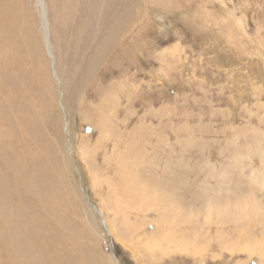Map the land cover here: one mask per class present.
I'll use <instances>...</instances> for the list:
<instances>
[{"label": "rangeland", "instance_id": "374dc122", "mask_svg": "<svg viewBox=\"0 0 264 264\" xmlns=\"http://www.w3.org/2000/svg\"><path fill=\"white\" fill-rule=\"evenodd\" d=\"M4 2L0 264H264V0H132L90 75L111 6L42 0L53 57L39 0Z\"/></svg>", "mask_w": 264, "mask_h": 264}, {"label": "bare ground", "instance_id": "6f19581e", "mask_svg": "<svg viewBox=\"0 0 264 264\" xmlns=\"http://www.w3.org/2000/svg\"><path fill=\"white\" fill-rule=\"evenodd\" d=\"M5 0H0V9H5L8 5H7V3H6V7L5 8H3L4 6H1V5H4L5 4V2H4ZM41 1L42 0H39V2H40V4L42 5V3H41ZM74 1V0H73ZM91 1V0H90ZM92 1H95V0H92ZM96 1H102V3H104L105 5H106V7H107V9H108V7L109 6H111L112 7V10H113V12L111 13V15H112V17L111 18H108V20H104L102 23H101V25H102V27H103V40H101L100 38H99V34H98V38L102 41V42H100V44L98 45V43H97V45H96V41H98L97 39L98 38H96L94 35V37L96 38V39H94L95 41V47L92 49V51H91V53L90 54H92V52H93V56L91 57V55H90V58H88V61L87 62H84L83 61V63L81 62L80 63V65H82V67H86L87 68V75H90L91 74V71H90V68L91 67H93V65L96 63V60L98 59V57L99 56H103L104 54L103 53H107V51L108 50H111V49H117V47H118V43L120 44V43H122V44H124V43H126L127 42V40H128V35L130 34V31H131V19H130V14H132L131 13V11H130V4L132 3V0H96ZM75 3H77V2H75ZM87 3V2H86ZM95 3V2H94ZM97 3V2H96ZM79 4V3H78ZM89 4V3H88ZM87 4V5H88ZM93 4V3H92ZM91 4V5H92ZM104 4H103V6H104ZM77 5V4H76ZM86 5V6H87ZM94 5V4H93ZM97 4H95V6H96ZM99 5V4H98ZM89 6V5H88ZM102 6V7H103ZM74 7H75V5H74ZM93 7V6H92ZM92 7H91V9H92ZM106 7H104V9L106 8ZM82 8V7H81ZM87 8V7H86ZM95 8V7H94ZM93 8V9H94ZM100 8L101 7H99V11H100ZM110 8V7H109ZM88 9V8H87ZM92 9V10H93ZM106 9V10H107ZM42 10H43V12H44V16H46V11H45V8H44V5H43V8H42ZM78 9H76V11H77ZM109 10V9H108ZM91 11V10H90ZM102 11H103V9H102ZM109 11H111V9L109 10ZM3 12H4V10H3ZM2 12V13H3ZM78 12V11H77ZM80 12V11H79ZM87 12H88V10H87ZM104 12H105V10H104ZM106 13H108V12H106ZM59 14V13H58ZM100 14V13H99ZM98 14V15H99ZM101 14H104L103 12H101ZM121 14V15H120ZM108 15V14H107ZM106 15V16H107ZM0 16H1V12H0ZM95 16H96V14H95ZM98 17V16H97ZM105 16L103 15V18H104ZM47 18V17H46ZM89 18V17H88ZM87 18V20H89ZM101 19V18H100ZM99 19V20H100ZM92 20V19H91ZM101 20H103V19H101ZM46 21V24L48 23L47 22V19L45 20ZM45 21H43V29H44V34H45V40H46V45H47V48H48V53L49 54H51L52 53V51H51V44H49V41H48V29L46 28V25H45ZM80 21V20H79ZM88 22V21H87ZM92 23V22H91ZM94 23V22H93ZM57 24V23H56ZM87 25H88V23H87ZM87 25H85V26H87ZM59 26V25H58ZM89 26V25H88ZM61 27V26H60ZM59 27V28H60ZM93 27H94V25H93ZM93 27H90V30H91V28L93 29ZM83 28V27H82ZM87 28H89V27H87ZM99 28H101V27H99ZM98 28V29H99ZM76 29H77V27H76ZM81 29V28H80ZM86 29V28H85ZM60 30V29H59ZM79 30V29H78ZM87 30V29H86ZM56 31V30H55ZM73 32V31H72ZM84 32H85V30H84ZM92 33V32H91ZM94 33V32H93ZM97 34V33H96ZM74 35V34H73ZM85 35L86 34H84V37H85ZM60 36V35H59ZM62 36V35H61ZM81 36V35H80ZM89 36H90V34H89ZM100 36H101V33H100ZM54 37V36H53ZM82 37V36H81ZM86 38H89V37H87L86 36ZM85 38V39H86ZM74 39V38H73ZM84 39V38H83ZM84 39V40H85ZM72 41V40H71ZM81 41V40H80ZM86 41V40H85ZM91 41H92V39H91ZM88 42V41H87ZM86 42V43H87ZM90 42V41H89ZM69 43V42H68ZM92 43V42H91ZM5 44H7V41H5L4 39H3V37H2V35L0 34V69L2 70V66H4V64H1V63H3V59H4V52H3V48H5ZM73 44V43H72ZM69 45V44H68ZM83 45V44H82ZM85 46L86 45H83V48H85ZM70 47V46H69ZM81 47V46H80ZM87 47V46H86ZM64 48V47H63ZM82 48V49H83ZM59 49V48H58ZM74 49V48H73ZM76 49V48H75ZM78 49V48H77ZM86 50V49H85ZM89 50V49H88ZM87 50V51H88ZM60 51V50H59ZM75 51V50H74ZM78 51H79V49H78ZM3 52V53H2ZM56 52H58V51H56ZM64 52V51H63ZM85 53V52H84ZM70 54V53H69ZM81 54H83L82 52H81ZM52 56H53V54H51ZM50 55V56H51ZM59 55H60V53H59ZM75 55H76V53H75ZM58 56V55H57ZM6 57V56H5ZM54 57V56H53ZM68 57V56H67ZM70 58V57H69ZM83 58V57H82ZM62 59V58H61ZM65 59V58H64ZM68 59V58H67ZM4 60H6V58L4 59ZM6 62V61H5ZM62 62V61H61ZM64 62V61H63ZM68 63V62H67ZM7 64V63H6ZM79 65V64H78ZM62 66V65H61ZM68 66V65H67ZM7 67V66H6ZM3 68H5V67H3ZM67 68V67H66ZM65 68V69H66ZM78 68V67H77ZM77 68H74L73 67V65H72V63H70V65H69V67H68V71H67V76L65 77L66 78V81L68 80V83H69V85H71V86H73V87H75V85L73 84L74 82H73V80H72V77H75L76 75L74 74V72L73 71H75ZM5 70V69H4ZM83 70V69H82ZM3 71V70H2ZM6 71V70H5ZM5 71H3V73L4 74H6L7 75V73H5ZM65 71V70H64ZM78 71V70H77ZM54 72V71H53ZM65 73V72H64ZM84 73V72H83ZM78 74V73H77ZM64 75V74H63ZM75 75V76H74ZM65 80V79H64ZM76 80H78L77 78H76ZM80 84V83H79ZM68 85V84H67ZM8 87V86H7ZM12 88V87H11ZM66 88H68V87H66ZM77 88V87H76ZM128 88L130 89V83L128 82ZM7 89V88H6ZM13 89V88H12ZM11 89V90H12ZM69 89V88H68ZM76 90V89H75ZM125 90V89H124ZM69 91V90H68ZM4 93H5V91H3ZM70 92V91H69ZM106 92V94L107 95H105V97L106 96H114V101H113V103H116V98L117 97H119L120 95H121V93H120V88H119V85L117 86V83H114V86L113 87H111L110 89H107V91H105ZM71 93V92H70ZM75 94V93H74ZM126 94H128V93H126ZM8 95V94H7ZM71 95V94H70ZM4 96V95H3ZM9 96V95H8ZM7 96V97H8ZM12 96V95H11ZM10 97V96H9ZM129 96H127L126 95V97L125 98H127V101H129V98H128ZM4 98V97H3ZM6 99V98H5ZM11 100V99H10ZM18 101V100H17ZM2 102V101H1ZM3 104V103H2ZM16 105V104H15ZM14 105V106H15ZM113 105V104H112ZM111 105V106H112ZM1 106V105H0ZM17 106V105H16ZM19 107V106H18ZM115 107H117L116 105H115ZM1 108V107H0ZM2 108H3V106H2ZM4 108H6V107H4ZM1 110V109H0ZM6 109H3V111H5ZM11 110V109H10ZM2 111V110H1ZM117 111V110H116ZM7 112H8V109H7ZM7 112L5 113H3V114H7ZM12 112H13V110H12ZM17 113V112H16ZM12 114V113H11ZM20 114H22V113H20ZM114 114H115V112H114ZM9 115V114H8ZM14 115V114H13ZM17 115V114H16ZM23 115V114H22ZM21 115V116H22ZM3 116H5V115H3ZM119 116V115H118ZM24 117V116H23ZM22 117V118H23ZM117 117V116H116ZM4 118H6V117H4ZM26 118V117H25ZM25 118H23V121H25L24 119ZM14 119V118H13ZM4 119H2V121H3ZM7 120V119H6ZM9 120V119H8ZM10 120H11V118H10ZM9 120V121H10ZM15 121H17V120H15ZM114 121V120H113ZM131 121V120H130ZM5 122H7V121H5ZM14 122V121H13ZM17 122H19V121H17ZM16 122V123H17ZM12 123V122H11ZM11 123L9 124V125H11ZM20 124H21V122H19ZM19 123H17V124H19ZM26 123H27V121H26ZM13 124H15V123H13ZM12 124V125H13ZM25 124V123H24ZM105 125H106V123H104ZM114 124V123H113ZM1 126H0V155H3V156H5V154L6 155H8V156H10V154L12 153H14L13 151H15V149H12L11 150V148H10V143H8L7 144V142L5 143L6 144V147H4V138H5V132H3V130H4V128H2L4 125H2V124H0ZM7 124H5V126H6ZM12 125H11V128H12ZM18 126H20V125H18ZM18 126H17V128H18ZM31 127V126H30ZM103 127V126H102ZM106 127L107 126H105V129H106ZM5 128H7V127H5ZM10 128V127H9ZM16 128V127H15ZM23 127H21V129H22ZM104 128V127H103ZM107 129H108V127H107ZM107 129L105 130V131H107ZM12 130H14L13 128H12ZM16 130V129H15ZM14 130V132H12L13 133V135H15L16 134V137H17V131H15ZM5 131V130H4ZM22 131H25L24 130V128H23V130ZM32 132V131H31ZM104 132V131H103ZM8 133H10V131L8 132ZM11 133V134H12ZM25 133V132H24ZM109 133V132H108ZM27 134V133H26ZM105 134V133H104ZM110 134V133H109ZM8 135V134H7ZM29 135V134H28ZM10 136V135H9ZM20 136V135H19ZM26 136V135H25ZM30 136V135H29ZM23 137V136H22ZM27 137V136H26ZM18 138V137H17ZM24 139H25V137H23ZM23 139V140H24ZM9 140V137H7V140L6 141H8ZM11 140V139H10ZM18 140V139H17ZM20 140H21V137H20ZM27 140V139H26ZM15 141H16V139H15ZM14 141V142H15ZM19 141V140H18ZM17 141V142H18ZM29 141V140H28ZM23 142V141H22ZM31 142V141H30ZM18 143H20V141L18 142ZM17 143V144H18ZM19 145H21V144H19ZM12 146V145H11ZM25 146L27 147V145L25 144ZM29 146V145H28ZM19 147V146H18ZM8 148H10V149H8ZM13 148V147H12ZM23 148V147H22ZM24 149V148H23ZM18 150V149H17ZM26 150V149H25ZM21 157V156H20ZM16 158H17V156H16ZM23 158V157H22ZM2 159V158H1ZM0 159V161H2ZM19 159H21V158H19ZM12 160V159H11ZM6 161H7V159H6ZM3 162V164H4V167H5V162H4V160L2 161ZM12 164V163H11ZM11 166H14V165H11ZM15 168L16 169H18V170H21L22 168H21V166H20V162H16V165H15ZM20 173V172H19ZM19 173H17V172H15V175H13V177L14 178H16V179H18V177L20 178V175H19ZM23 173V172H22ZM21 176H23V175H21ZM30 176V175H29ZM129 176H132L131 174L129 175ZM2 177V176H1ZM127 177V176H126ZM128 179V178H127ZM21 181H22V178L20 179ZM120 181H121V179H119ZM132 180V179H131ZM121 183H122V185H123V182L121 181ZM28 185V184H27ZM27 185L25 186V188L27 187ZM137 187V186H136ZM126 192H129V193H132V184H130V180L128 179V188L126 187ZM34 195V194H33ZM32 195V196H33ZM41 196V195H40ZM39 196V197H40ZM19 197V196H18ZM20 198V197H19ZM18 199V198H17ZM16 199V200H17ZM19 201H20V199H19ZM18 202V201H17ZM16 202V203H17ZM23 202V201H22ZM21 204V203H20ZM0 205H1V203H0ZM17 205V204H16ZM23 205V204H22ZM11 209V208H10ZM9 209V210H10ZM8 210V211H9ZM14 210H15V208H14ZM10 212V211H9ZM30 215V214H29ZM31 215H33V214H31ZM42 215H44V213L42 214ZM48 215V214H47ZM41 216V215H40ZM35 217V216H34ZM6 220V219H5ZM32 220V219H31ZM9 221V220H8ZM27 221H28V219H27ZM33 221V220H32ZM10 222V221H9ZM9 222H7V220L4 222V224L5 225H7L6 227L8 228L9 227V229H11V231H15V230H19L20 232H22V227H24V225H23V223H19V224H17V225H13V224H10ZM34 222V221H33ZM34 224V223H33ZM16 232V231H15ZM21 236H23V233L21 234ZM20 236V239L22 238ZM36 237V236H35ZM35 237H33V239L35 238ZM31 238H32V236H31ZM1 239V238H0ZM3 239V238H2ZM1 241V240H0ZM2 242H4V240L2 241ZM156 245V244H155ZM30 248V247H29ZM6 250V249H5ZM6 259H4L3 260V262H2V264H20V263H23V262H21V250H20V247H19V242H16V243H14L13 245H11L10 246V248H8L6 251ZM98 255V254H97ZM102 258H100V260H101ZM103 262H104V260H103ZM97 263H99L100 264V262H98L97 261Z\"/></svg>", "mask_w": 264, "mask_h": 264}, {"label": "water", "instance_id": "95a60500", "mask_svg": "<svg viewBox=\"0 0 264 264\" xmlns=\"http://www.w3.org/2000/svg\"><path fill=\"white\" fill-rule=\"evenodd\" d=\"M41 10H42V5H41ZM42 13H43V15H44V12H43V10H42ZM46 20V18H45V16H44V18H43V21H45ZM45 25H46V28H47V24H46V21H45ZM116 264H118V262L116 261Z\"/></svg>", "mask_w": 264, "mask_h": 264}]
</instances>
